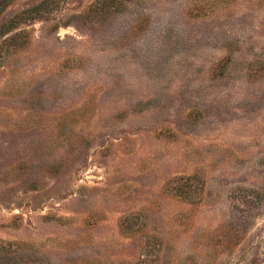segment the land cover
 <instances>
[{"label":"rangeland","instance_id":"1","mask_svg":"<svg viewBox=\"0 0 264 264\" xmlns=\"http://www.w3.org/2000/svg\"><path fill=\"white\" fill-rule=\"evenodd\" d=\"M0 264H264V0H0Z\"/></svg>","mask_w":264,"mask_h":264}]
</instances>
